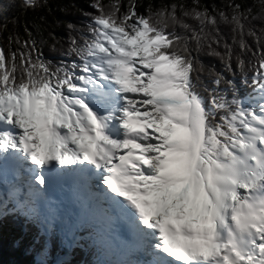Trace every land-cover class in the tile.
Listing matches in <instances>:
<instances>
[{"label": "snow or ice", "instance_id": "6c2138e0", "mask_svg": "<svg viewBox=\"0 0 264 264\" xmlns=\"http://www.w3.org/2000/svg\"><path fill=\"white\" fill-rule=\"evenodd\" d=\"M89 7L57 64L43 27L0 44V218L91 264H264V0Z\"/></svg>", "mask_w": 264, "mask_h": 264}, {"label": "trees", "instance_id": "16d2710c", "mask_svg": "<svg viewBox=\"0 0 264 264\" xmlns=\"http://www.w3.org/2000/svg\"><path fill=\"white\" fill-rule=\"evenodd\" d=\"M107 2V0H104ZM141 3H161L167 0H140ZM190 3V0H186ZM202 3L224 7L227 0H201ZM250 2V0H249ZM91 0H38L35 8H26L23 0H0V44L8 35L24 37L23 27L27 23L33 29L44 28V38L40 52L45 60L53 64L65 60L69 29L72 24L82 34H86L87 13ZM227 12V8H224ZM221 32L229 33L230 26L221 23ZM35 34V32H34ZM49 34L55 39H49ZM74 34V33H73ZM39 39V37H37ZM229 42H231L229 40ZM7 46L6 44L4 45ZM206 65L221 69L218 59L201 54ZM225 75H228L225 73ZM210 83L208 77H204ZM251 85L242 88L245 93L251 92ZM69 247V242L62 234L56 232L45 236L36 225L27 224L13 215L0 218V264H48L54 256L68 251L69 260L61 264H91L94 259L92 251L81 241Z\"/></svg>", "mask_w": 264, "mask_h": 264}, {"label": "bare ground", "instance_id": "6f19581e", "mask_svg": "<svg viewBox=\"0 0 264 264\" xmlns=\"http://www.w3.org/2000/svg\"><path fill=\"white\" fill-rule=\"evenodd\" d=\"M68 242H69V241H68ZM69 244L73 245V243H70V242H69ZM71 245H70V246H71Z\"/></svg>", "mask_w": 264, "mask_h": 264}, {"label": "rangeland", "instance_id": "374dc122", "mask_svg": "<svg viewBox=\"0 0 264 264\" xmlns=\"http://www.w3.org/2000/svg\"><path fill=\"white\" fill-rule=\"evenodd\" d=\"M71 244H69V247H70Z\"/></svg>", "mask_w": 264, "mask_h": 264}]
</instances>
